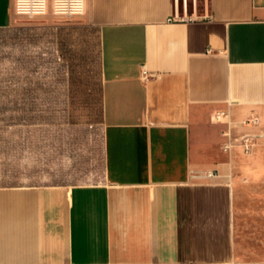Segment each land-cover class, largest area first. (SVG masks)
Returning <instances> with one entry per match:
<instances>
[{
	"label": "crops",
	"instance_id": "1",
	"mask_svg": "<svg viewBox=\"0 0 264 264\" xmlns=\"http://www.w3.org/2000/svg\"><path fill=\"white\" fill-rule=\"evenodd\" d=\"M208 13L86 0L26 18L0 0V264H264L234 251L264 179V0ZM228 127L249 154L222 151Z\"/></svg>",
	"mask_w": 264,
	"mask_h": 264
},
{
	"label": "built area",
	"instance_id": "2",
	"mask_svg": "<svg viewBox=\"0 0 264 264\" xmlns=\"http://www.w3.org/2000/svg\"><path fill=\"white\" fill-rule=\"evenodd\" d=\"M86 0H14V13L20 17L35 18L45 16L49 11L57 17L72 18L82 16L85 12ZM172 14L167 19L169 24H190L210 20L208 13V0H171ZM153 77L145 67L141 69V79L147 81ZM228 113L219 111L214 114V120L220 121L227 117ZM245 125L256 126L259 119L252 116L243 122ZM225 142L222 151L225 154L231 153L234 147L240 142L243 152L249 154L252 149L253 139L250 136H244L240 140L235 139L230 127L222 132ZM206 178H215V172H209Z\"/></svg>",
	"mask_w": 264,
	"mask_h": 264
},
{
	"label": "rangeland",
	"instance_id": "3",
	"mask_svg": "<svg viewBox=\"0 0 264 264\" xmlns=\"http://www.w3.org/2000/svg\"><path fill=\"white\" fill-rule=\"evenodd\" d=\"M235 228L236 259L264 260V179L239 204Z\"/></svg>",
	"mask_w": 264,
	"mask_h": 264
}]
</instances>
